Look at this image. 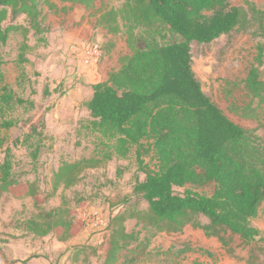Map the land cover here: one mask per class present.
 <instances>
[{"label": "trees", "instance_id": "1", "mask_svg": "<svg viewBox=\"0 0 264 264\" xmlns=\"http://www.w3.org/2000/svg\"><path fill=\"white\" fill-rule=\"evenodd\" d=\"M97 1L0 0V45L7 44L11 31H21L25 40L18 48V63L29 62L28 50L33 48L27 42L29 33L33 31L46 43V10L68 15L75 8L90 9ZM19 18L26 24H18ZM97 22L108 33L124 32L131 53L121 57L120 67L112 70L107 80L91 85L93 95L85 101L90 126L102 141L101 156L63 162L54 173L53 191L76 185L84 170L113 157L127 158L135 148L145 178L136 180L133 195L148 208L130 217L143 220V227L156 232H182L191 225L217 237L225 247H231L235 236L240 245H251L261 235L252 220L264 204V139L256 129L231 119L206 94L193 68L191 44H208L235 30L254 28L253 34L263 41L256 45L255 62L244 83L258 105H264L260 72L264 63V8L248 0L242 5L229 0H123L119 8L102 11ZM139 40L144 46H139ZM3 64L0 59V116L14 104L25 103L6 83ZM239 109L243 117L259 116L257 107L250 103ZM13 125L12 120L0 121V128ZM34 135L47 137L34 127L20 141L32 147L31 157L36 160L42 140L34 142ZM2 146L0 140V149ZM145 155H150L151 165L145 162ZM20 183L8 147L0 160V191L37 199L34 182L22 187ZM211 183L214 191L210 195L190 188L183 193L175 191V187ZM200 217L208 222L203 223ZM125 218L117 213L110 219L105 264H115L119 253L138 240L137 232L126 230ZM25 225L34 236L55 233L61 240L67 239L75 226L64 206L39 212ZM257 247L264 251V247ZM254 255L255 247L251 262Z\"/></svg>", "mask_w": 264, "mask_h": 264}, {"label": "rangeland", "instance_id": "2", "mask_svg": "<svg viewBox=\"0 0 264 264\" xmlns=\"http://www.w3.org/2000/svg\"><path fill=\"white\" fill-rule=\"evenodd\" d=\"M229 1L242 5L246 0ZM248 1L264 8V0ZM122 3L123 0H99L90 9L75 8L76 12L74 9L68 15L46 10L44 23L47 31L43 34L46 43L38 40L31 31L27 42L33 48L28 50L30 61L24 64L18 63V48L25 40L21 31H11L7 44L0 45L6 83L25 100L23 104H14L0 116V121L14 122L12 127L0 128V140L3 142L0 160L3 161L5 150L10 147L15 177L21 181L19 187L34 182L39 192L35 199L27 194L16 196L0 191V264H29V261L31 264H105L109 229L105 232L94 230L91 224H85L84 218L104 215L110 221L117 213L126 216L123 224L128 232H137L138 240L119 253L115 264H190L194 261L264 264V251L257 247H264V204L259 216L252 220L261 235L247 246L240 245L239 238L235 236L231 247H225L217 237L207 236L202 229L191 225L182 232H156L152 227H143V220L138 222L137 218L130 217L133 212H146L148 208L145 201L133 195L136 180L145 178V173L139 168L135 148L127 158L113 157L99 167L84 170L76 185L70 188L61 186L53 191L54 173L63 162L101 156L102 141L90 126L91 118L85 106L88 88L95 79L86 76L90 72L79 71L78 56L93 65L95 71L97 64L104 62L115 70L121 64V57L131 53L124 32L108 33L97 22L102 11L119 8ZM16 22L26 24L24 18ZM7 24L5 22L4 26ZM59 25L71 32L58 35L55 32ZM253 30H235L208 44L194 41L191 51L196 77L206 94L231 119L246 128L256 129L264 139V105H258V99L251 97L244 83L250 65L255 62L256 45L263 41L253 34ZM54 35H57L56 39L52 37ZM166 39L175 38L167 36ZM91 44L101 46L103 55L100 59L85 53L86 46ZM139 46H144L142 40H139ZM260 72L264 79V63ZM94 73L99 75V72ZM248 103L257 107L258 117L240 115L242 109L239 108ZM34 127L47 136L43 139L38 135L33 137L34 142L39 138L42 140L36 160L31 157L32 147L20 141ZM144 160L152 164L150 155H145ZM187 188L210 195L214 184L175 187V191L183 193ZM61 206L69 209L75 225L67 239H58L55 233L37 237L27 231L25 223L28 219ZM200 220L208 222L205 217H200ZM30 245L36 248L31 254ZM253 247L255 255L254 262H251Z\"/></svg>", "mask_w": 264, "mask_h": 264}, {"label": "crops", "instance_id": "3", "mask_svg": "<svg viewBox=\"0 0 264 264\" xmlns=\"http://www.w3.org/2000/svg\"><path fill=\"white\" fill-rule=\"evenodd\" d=\"M75 12H76V9L74 10ZM77 16H78V14H77ZM68 30H70V29H67V28H64L63 26H61V25H59V29L55 32V33H57L58 35H65L66 34V32H71V31H68ZM69 34H71V33H69ZM72 34H73V37H76L74 34V32H72ZM56 36L57 35H54V36H52V37H55V39H56ZM52 42L54 43L55 41L54 40H52ZM113 45H114V43H113ZM105 51V50H104ZM106 53H104V55H105ZM77 55V54H76ZM78 56V55H77ZM108 57L110 56V55H107ZM79 57V59H78V62L80 63V65H81V67L79 68V71H82V72H90V73H88L86 76L89 78V79H95V81L94 82H92V84H94V83H97V82H101V81H105V80H107L108 79V75H109V72H111L112 71V67H109L108 66V63H106V62H104L105 64H97V69H96V71H95V69H93V65H89V64H87L85 61H83V60H81V57L80 56H78ZM83 58V57H82ZM70 60V59H69ZM71 61V60H70ZM58 63V62H57ZM60 65V64H59ZM119 67H120V65H119ZM119 67H117V69L119 68ZM86 68H88V69H86ZM99 69V70H98ZM94 72H99V75H97V74H95ZM92 95H93V89H92V86L90 85L89 86V88H88V97H87V100L88 99H90L91 97H92ZM29 249V253L31 254V252H33V251H35V249L36 248H33L32 247V245H30V247L28 248ZM33 260V259H32ZM29 264H31V262L29 261Z\"/></svg>", "mask_w": 264, "mask_h": 264}, {"label": "built area", "instance_id": "4", "mask_svg": "<svg viewBox=\"0 0 264 264\" xmlns=\"http://www.w3.org/2000/svg\"><path fill=\"white\" fill-rule=\"evenodd\" d=\"M87 48L85 49V53L87 55H90V57H93L95 59H100L101 56L103 55L101 46L99 44H91L86 46ZM85 224L93 227L94 230H101L103 232L108 230L109 227V219L105 217L104 215H98L95 216L93 219L91 218H84Z\"/></svg>", "mask_w": 264, "mask_h": 264}]
</instances>
